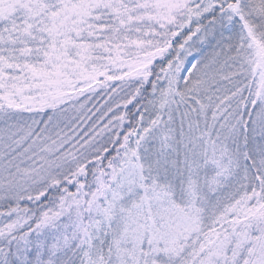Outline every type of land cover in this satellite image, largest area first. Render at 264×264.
Returning <instances> with one entry per match:
<instances>
[{
	"label": "snow or ice",
	"instance_id": "1",
	"mask_svg": "<svg viewBox=\"0 0 264 264\" xmlns=\"http://www.w3.org/2000/svg\"><path fill=\"white\" fill-rule=\"evenodd\" d=\"M0 264H264V0H0Z\"/></svg>",
	"mask_w": 264,
	"mask_h": 264
}]
</instances>
